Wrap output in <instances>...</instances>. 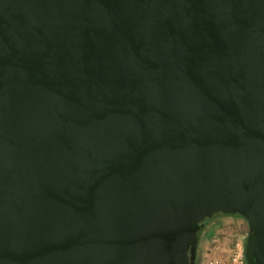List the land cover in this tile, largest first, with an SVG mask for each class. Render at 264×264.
Segmentation results:
<instances>
[{
  "label": "water",
  "instance_id": "95a60500",
  "mask_svg": "<svg viewBox=\"0 0 264 264\" xmlns=\"http://www.w3.org/2000/svg\"><path fill=\"white\" fill-rule=\"evenodd\" d=\"M221 211L264 264V0H0V264H196Z\"/></svg>",
  "mask_w": 264,
  "mask_h": 264
},
{
  "label": "rangeland",
  "instance_id": "374dc122",
  "mask_svg": "<svg viewBox=\"0 0 264 264\" xmlns=\"http://www.w3.org/2000/svg\"><path fill=\"white\" fill-rule=\"evenodd\" d=\"M220 215L209 217L198 235L196 264H229L230 253L238 239H246L248 221L234 214L228 222ZM233 229L232 232L228 231Z\"/></svg>",
  "mask_w": 264,
  "mask_h": 264
},
{
  "label": "built area",
  "instance_id": "2783aa9c",
  "mask_svg": "<svg viewBox=\"0 0 264 264\" xmlns=\"http://www.w3.org/2000/svg\"><path fill=\"white\" fill-rule=\"evenodd\" d=\"M229 264H248L245 255V239L240 238L235 243L230 256Z\"/></svg>",
  "mask_w": 264,
  "mask_h": 264
},
{
  "label": "crops",
  "instance_id": "0c3cea01",
  "mask_svg": "<svg viewBox=\"0 0 264 264\" xmlns=\"http://www.w3.org/2000/svg\"><path fill=\"white\" fill-rule=\"evenodd\" d=\"M215 215H216V216H217V215H220V216H221L220 218H221L222 220H225V221L228 222L229 218L232 217L234 214H231V213H227V212H223V211H221V212H218V213L215 214ZM215 215H214V216H215ZM232 230H233V229H229V228H228V231H229V232H232Z\"/></svg>",
  "mask_w": 264,
  "mask_h": 264
},
{
  "label": "trees",
  "instance_id": "16d2710c",
  "mask_svg": "<svg viewBox=\"0 0 264 264\" xmlns=\"http://www.w3.org/2000/svg\"><path fill=\"white\" fill-rule=\"evenodd\" d=\"M208 218H206L205 220H203L202 222H201V227H200V229H199V231H198V235H199V232L202 230V228H203V224H204V222L207 220Z\"/></svg>",
  "mask_w": 264,
  "mask_h": 264
}]
</instances>
